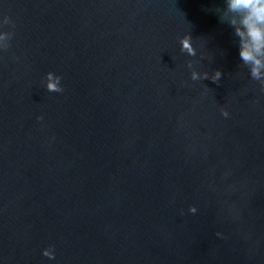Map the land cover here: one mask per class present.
<instances>
[{"label": "water", "instance_id": "obj_1", "mask_svg": "<svg viewBox=\"0 0 264 264\" xmlns=\"http://www.w3.org/2000/svg\"><path fill=\"white\" fill-rule=\"evenodd\" d=\"M218 6L0 0V264H264V91Z\"/></svg>", "mask_w": 264, "mask_h": 264}, {"label": "clouds", "instance_id": "obj_2", "mask_svg": "<svg viewBox=\"0 0 264 264\" xmlns=\"http://www.w3.org/2000/svg\"><path fill=\"white\" fill-rule=\"evenodd\" d=\"M223 7H216L219 21L227 24L237 38L238 56L241 66L248 69V73L253 81L258 82L261 91H264V0H223ZM8 17L4 18V23H8ZM181 52L189 56L197 54L196 48L192 43V36L185 34L180 37ZM7 47L0 50H7ZM187 67L191 69V80H210L213 83L220 81L222 72L215 70L212 74L207 71L198 72L191 61ZM49 92H62L61 77L52 72L46 74ZM221 114L225 117L229 115L228 111L221 108ZM42 120L43 117H37ZM192 213L196 212L193 206L190 208ZM49 259L55 258L54 246H49L42 253Z\"/></svg>", "mask_w": 264, "mask_h": 264}]
</instances>
